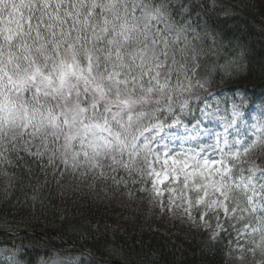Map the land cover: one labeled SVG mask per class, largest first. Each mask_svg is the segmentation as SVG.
Here are the masks:
<instances>
[{"label": "snow or ice", "instance_id": "obj_1", "mask_svg": "<svg viewBox=\"0 0 264 264\" xmlns=\"http://www.w3.org/2000/svg\"><path fill=\"white\" fill-rule=\"evenodd\" d=\"M15 2L24 10L0 15V175L7 183L12 177L3 165L12 160L5 153L20 149L46 157L43 167L61 175L62 165L127 186L116 175L122 170L162 212L181 211L212 239L228 224L237 232L239 259L249 253L264 264L255 261L257 253L264 257V184L254 182L264 171L261 157L253 156L264 145V120L253 125L251 137L231 139L228 129L242 115L233 102L224 132L213 138V155L203 148L177 152L148 136L169 120L179 123L177 110L199 100L193 93L207 92V77L193 83L182 62L180 33L170 39L168 6L152 0ZM5 3L14 0H0V12ZM162 20L166 28L159 27ZM210 107L205 103L201 116Z\"/></svg>", "mask_w": 264, "mask_h": 264}, {"label": "trees", "instance_id": "obj_2", "mask_svg": "<svg viewBox=\"0 0 264 264\" xmlns=\"http://www.w3.org/2000/svg\"><path fill=\"white\" fill-rule=\"evenodd\" d=\"M152 2L168 6V22L176 31L187 30L186 38L193 37L197 26L206 27L200 45L202 55L209 58L205 77L215 85L211 91L228 88L218 96L220 103L226 104L236 93L249 103L264 99V11L254 0ZM186 54L190 59L187 62L185 55L182 62L193 79L197 56L193 48ZM233 83H239L238 87H231ZM5 155L12 160L11 165H3L12 181L0 188V251L14 261L0 257V264H48L59 253L66 258L61 264H228L227 256L238 244L237 232L228 224L212 239L196 224L184 235L176 233L168 220L155 216L113 222L107 208L129 192L137 201L150 200L122 170L116 175L123 176L127 186L111 178L94 181L90 174L84 177L62 165L61 175L43 167L46 157L40 160L23 150ZM248 175L245 171L244 176ZM68 245L82 252L60 251ZM261 260L264 257L257 253L255 261Z\"/></svg>", "mask_w": 264, "mask_h": 264}, {"label": "rangeland", "instance_id": "obj_3", "mask_svg": "<svg viewBox=\"0 0 264 264\" xmlns=\"http://www.w3.org/2000/svg\"><path fill=\"white\" fill-rule=\"evenodd\" d=\"M254 3L256 4L259 10L264 11V0H254ZM160 26L163 28L164 27L163 23H161ZM185 32L186 31H184L183 33L179 32L182 40L181 47L182 48L186 47V51H189L192 46L193 38H188V39L186 38V42H185V37L183 35ZM206 32H207L206 27L204 25H199L195 29V33H194L195 43H193V45H194V52L197 56L196 58L197 67L194 71V76H193L194 82L198 79L202 80L205 78V69L209 65L208 56L202 55L200 49L201 41L205 36ZM176 33L177 31L172 29L170 35H172V37L174 38ZM188 58H190L189 54H187V59ZM238 85L239 83H233L231 87L236 88L238 87ZM227 89L228 88L224 87L221 89V92L226 93ZM211 92L212 95L207 97L210 99L209 103H211L214 107L220 108V115L216 117V120L218 121L216 131L224 132L226 125L224 121L231 119V105L233 102H235L239 106V110L243 113L244 120L249 126L250 129L249 137H251V131H254V129H252V125H257L260 121L264 120V99L254 100L252 103H249V101H247L240 93H236L235 98L229 99L226 105H222L217 101L215 92L213 91ZM193 101H197V100H193ZM204 123L205 124L208 123L207 119L204 120ZM228 131L230 132L231 129H229ZM164 143L167 144V141H164ZM169 147L174 151L178 152L181 150V148L187 150L190 147V145L188 144L180 145L179 142H177L176 144L169 145ZM33 151H35V149H33ZM209 155H213L211 150H209ZM259 162L260 161H258V163ZM247 167L248 165L246 164L245 165L246 173H248ZM6 182H7V178L0 175V188H3ZM254 182L256 183L257 188H259L260 184H264V177L261 176L260 172H257L255 174ZM107 212L113 218L112 221L116 223L119 222L120 220L123 221L128 219L130 221H133V219L137 218L136 216L139 217L155 216L157 219H163V220L165 219V221L168 220L167 223L170 225V227H172L175 230L176 233H181L184 235H189L190 232L189 228H191V226L193 225V223L189 221L187 217L184 216L182 212L179 210H176L175 212L167 211V210L162 212L159 206L150 202V200L147 201L146 203H143V201H137L135 200V197L129 196L128 194L126 197H124L120 201H117L115 204H111L107 208ZM240 242L242 241H239V243ZM233 250L234 251L227 256L228 264H255L254 259L249 255V253L244 254L245 258L243 261L239 259L241 253L238 250V244L236 245V248H234ZM0 257L2 258V260H5V258H7L10 262L14 261L12 260V256L7 252L0 251ZM63 258L65 257H63L60 253L55 254L48 260V264H61L64 262Z\"/></svg>", "mask_w": 264, "mask_h": 264}, {"label": "clouds", "instance_id": "obj_4", "mask_svg": "<svg viewBox=\"0 0 264 264\" xmlns=\"http://www.w3.org/2000/svg\"><path fill=\"white\" fill-rule=\"evenodd\" d=\"M133 0H129V3H132ZM135 2H139V0H135ZM15 7H20L21 11L24 9L22 6H20L18 3L15 2L13 4L5 3L3 5V11L0 12V15L3 16H9L15 15ZM163 23L164 27H167L166 21H161ZM200 80V79H198ZM204 80V79H202ZM207 84V92H200V93H193V96L198 95L199 100H207L208 96L212 95V92L210 89L215 87V85L212 83L210 79L207 78L206 80ZM195 100V99H194ZM211 107L209 109V115L208 116H201L200 113V106L192 105V107L181 113L177 110L176 115L179 116V123L173 125L171 124V120H169L168 124L165 125V127L160 130L159 132L156 131H149L148 136H156L157 142L160 141H167L168 145L176 144L179 142L180 145L188 144L190 147L188 149H191L193 151H198L201 148H203L204 152H208L210 150V146L213 143V138L216 133V127L218 121L216 120V117L220 115V108L214 107L211 103H207ZM216 109H219V111H216ZM197 111L200 113V115L197 114ZM163 119V116L161 117ZM207 119L208 123L205 124L204 120ZM229 120L224 121L225 124L228 123ZM231 131L229 133V137L231 139H246L249 137V126L244 120L243 113L241 115L240 121L237 122L235 125L230 127ZM228 129V130H229ZM252 129L254 131H251V136L256 131V129L252 125ZM163 133V135H162ZM195 135L194 139H191L190 137ZM260 156V162L259 167L261 171H264V145H261L260 150L258 152L253 153V156ZM255 163V161H253ZM91 175V174H90ZM106 179V178H105Z\"/></svg>", "mask_w": 264, "mask_h": 264}]
</instances>
